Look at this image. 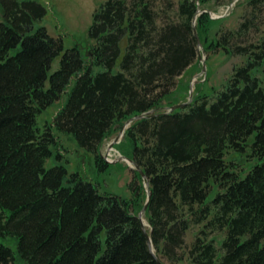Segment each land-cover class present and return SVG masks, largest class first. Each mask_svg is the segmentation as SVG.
<instances>
[{
  "label": "trees",
  "instance_id": "trees-1",
  "mask_svg": "<svg viewBox=\"0 0 264 264\" xmlns=\"http://www.w3.org/2000/svg\"><path fill=\"white\" fill-rule=\"evenodd\" d=\"M208 1L179 0L176 19L157 27L148 0H106L92 15V44L66 50L48 76L63 45L35 27L45 7L0 0V264H158L137 218L146 201L140 174L131 171L128 199L100 194L61 163L57 134L71 136L104 171V140L141 114L116 149L148 182L155 256L171 264H264V160L240 175L224 159L250 137L251 157H264V27L245 17L234 30H213L221 20L197 16ZM246 4L254 12L264 0ZM193 22L206 51L244 64L212 98L200 82L189 105L166 113L186 102L176 97L179 78L196 74ZM253 29L255 40L244 42ZM59 101L39 128L37 117ZM51 158L58 163L46 168ZM195 226L201 230L186 250ZM215 233L225 235L221 254L209 239Z\"/></svg>",
  "mask_w": 264,
  "mask_h": 264
},
{
  "label": "rangeland",
  "instance_id": "rangeland-1",
  "mask_svg": "<svg viewBox=\"0 0 264 264\" xmlns=\"http://www.w3.org/2000/svg\"><path fill=\"white\" fill-rule=\"evenodd\" d=\"M21 1V0H20ZM35 1L46 9V15L42 20L35 23V27H44L53 38L60 37L62 40L63 51L58 57L54 59L51 64L48 76L52 74L59 67L60 59L63 53L74 47L78 46L86 51L92 41L89 39L88 30L92 23V15L97 11L100 6L106 0H32ZM129 1V0H128ZM152 9L153 17L156 22V26L159 27L164 23L173 21L176 19V5L179 0H148ZM248 0H209L207 4L198 6L199 10L197 16L201 14V10H206L212 20H221L218 25H212L211 29H221L222 31L234 30L243 21V19L250 18L256 23L260 31L264 25V7L259 6L254 12L246 4ZM242 3V4H240ZM214 17H222L219 19H213ZM195 24V23H194ZM259 32V30H258ZM257 31L254 29L250 31L247 37L244 38V42L251 39L255 40L257 37ZM125 42L122 43L124 47ZM85 48V49H84ZM200 56L205 59V74L200 76L201 63ZM244 58L239 56H227L220 51L212 52L206 51L202 45L197 48V58L195 69L196 74L190 78V75L183 74L178 81L179 85L176 90V97L183 101L188 100L189 87L192 81H196V84L202 83V92L209 98H212L217 92L221 91L232 75L233 69L240 67L244 64ZM262 80L264 86V74L258 75ZM189 80L188 90L185 88L187 81ZM186 82V83H185ZM195 84V85H196ZM195 85L193 86L192 95L195 93ZM176 89V88H175ZM65 99V97H64ZM193 99V98H192ZM62 101L52 105L46 109L42 114L37 117V124L39 128H42L45 124L50 123L54 118L58 108L61 106ZM181 104V103H179ZM177 105V104H176ZM165 108H163V111ZM126 123V122H125ZM124 123V124H125ZM123 124V125H124ZM122 125V127H123ZM121 127V128H122ZM121 128H117L113 131L112 135L106 138L101 147V155L109 166L101 171L96 165L95 158L92 154L83 152L78 148L71 136L57 133L60 143L62 145V157L61 163L65 165L69 173L77 172L91 183H93L100 194H111L116 197L128 199L131 195L127 185L132 179V168L125 161H119V157L122 156L116 149L117 144L113 146V150L107 154L108 146L117 136ZM122 138L120 139V141ZM119 141V142H120ZM251 144L252 137H250L246 146L242 151H228L225 154L226 163H230L237 174L242 175L247 172L253 165L260 163L264 160V157L258 159L251 157ZM124 157V156H123ZM58 163L53 158L49 159L45 165L46 168ZM137 185V183H136ZM146 190V188H145ZM214 194L209 195L208 200L213 198ZM146 222V229H149V225L145 214L142 216ZM201 226L192 227L185 236V249H189L194 236L199 233ZM215 238L214 245L218 250V254H221L219 249L221 248V242L224 239V233H215L209 236ZM12 249L15 251V246L12 245ZM164 264H171L166 260H162ZM18 264H24L18 262ZM176 264H190L187 258Z\"/></svg>",
  "mask_w": 264,
  "mask_h": 264
},
{
  "label": "water",
  "instance_id": "water-1",
  "mask_svg": "<svg viewBox=\"0 0 264 264\" xmlns=\"http://www.w3.org/2000/svg\"><path fill=\"white\" fill-rule=\"evenodd\" d=\"M236 1H237V0H236ZM200 12L203 13V12H207V11H206V10H201ZM219 18H222V17H214L213 19H219ZM194 26H195V24H194V22H193V34H194L195 39H196V41H197L198 47H200V42H199V39H198V36H197V33H196V29H195ZM199 60H200L201 67H202L201 72L199 73V75L202 76V75L205 74V71H206V68H205V59H204L202 56H200V59H199ZM195 84H196V81H192V82L190 83L188 100H187L185 103L177 104V105H174V106L170 107L169 110H168L166 113H169V112H171V111H175V110L181 109V108H183V107L189 105V104L191 103V101H192V98H193L192 90H193V86H194ZM144 117H145V115L141 114V115H138V116L133 117V118H131L130 120H128V121L123 125V127L121 128V130L119 131V133L117 134V136H116V137L113 139V141L109 144L107 153H109V151H112V150H113V146H114L115 144H118V143H119L120 139H121V138L123 137V135H124L125 130L129 127V125H130L132 122H134V121H136V120H139V119H142V118H144ZM119 161H125V162H127V163L130 165V168H132L133 170L137 171V172L140 174V176H141V178H142V180H143V185H144V187L146 188V190H145V191H146V201H145V203H144V205H143L141 211L137 214V218L139 219V221H140V223H141V226H142V229H143L144 235H145V237H146V240H147L148 247H149V250H150L151 255L154 257V259L156 260V262H157L158 264H164V263H162V262H161V261L155 256L154 251H153V248H152V244H151L150 233L147 231V229H146V227H145V225H144V223H143V218H142V216L145 214L146 209H147V205H148L149 200H150V194H149V191H148V182H147V180H146V177H145L144 173L140 170V168H139V167H138V166H137L132 160L127 159V158H125V157H123V156H120V157H119Z\"/></svg>",
  "mask_w": 264,
  "mask_h": 264
},
{
  "label": "bare ground",
  "instance_id": "bare-ground-1",
  "mask_svg": "<svg viewBox=\"0 0 264 264\" xmlns=\"http://www.w3.org/2000/svg\"><path fill=\"white\" fill-rule=\"evenodd\" d=\"M109 152H110V151H109ZM143 223H144V225H145V227H146L147 225H146V222H145L144 220H143Z\"/></svg>",
  "mask_w": 264,
  "mask_h": 264
},
{
  "label": "built area",
  "instance_id": "built-area-1",
  "mask_svg": "<svg viewBox=\"0 0 264 264\" xmlns=\"http://www.w3.org/2000/svg\"><path fill=\"white\" fill-rule=\"evenodd\" d=\"M108 155H110L109 153H107Z\"/></svg>",
  "mask_w": 264,
  "mask_h": 264
},
{
  "label": "crops",
  "instance_id": "crops-1",
  "mask_svg": "<svg viewBox=\"0 0 264 264\" xmlns=\"http://www.w3.org/2000/svg\"><path fill=\"white\" fill-rule=\"evenodd\" d=\"M130 181H131V179H130Z\"/></svg>",
  "mask_w": 264,
  "mask_h": 264
}]
</instances>
